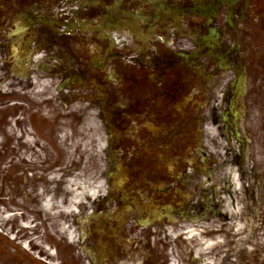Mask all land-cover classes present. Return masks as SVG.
<instances>
[{
    "label": "flooded vegetation",
    "instance_id": "obj_1",
    "mask_svg": "<svg viewBox=\"0 0 264 264\" xmlns=\"http://www.w3.org/2000/svg\"><path fill=\"white\" fill-rule=\"evenodd\" d=\"M47 80L83 91L106 153L115 132L133 136L120 160L143 153L139 171L158 172L143 188L128 174L90 212L87 264H133L125 238L194 226L231 238L216 264H264L250 247L264 228V0H0V92Z\"/></svg>",
    "mask_w": 264,
    "mask_h": 264
},
{
    "label": "rangeland",
    "instance_id": "obj_2",
    "mask_svg": "<svg viewBox=\"0 0 264 264\" xmlns=\"http://www.w3.org/2000/svg\"><path fill=\"white\" fill-rule=\"evenodd\" d=\"M55 86V82L45 81L42 110L30 99V89L15 92L6 84L4 94L0 92V264H87V233L95 224L87 218L88 212L104 202L102 196L109 188L121 191L122 178L128 174L140 188L145 187L142 180L150 184L157 180L158 172L143 175L139 171L143 153L129 161L120 160L119 151L126 155L136 152L133 136L120 145L121 136L114 131L112 142L117 144L106 153V132L93 104L82 97L64 98L66 93L58 92ZM16 100L23 103L21 108L9 106ZM26 133L34 139L31 146L24 142ZM108 171L114 175L111 185L105 178ZM188 192L181 191L177 200L185 202ZM256 194L258 197L261 193ZM260 199L264 203V196ZM255 213L256 217L264 215V204ZM227 228L232 231L230 225ZM189 229L198 232L195 239L186 234L181 236L187 241L139 233L125 238L122 246L129 258L146 256L150 261L154 254L163 256V263L161 260L158 264H187L190 250L200 261L198 244L205 238L198 229H207ZM253 238L250 247L263 251L264 228L254 232ZM213 240L218 244L210 254L214 252L217 257L209 260L219 262L223 254L231 252V238L220 234ZM150 264H156V260Z\"/></svg>",
    "mask_w": 264,
    "mask_h": 264
},
{
    "label": "bare ground",
    "instance_id": "obj_3",
    "mask_svg": "<svg viewBox=\"0 0 264 264\" xmlns=\"http://www.w3.org/2000/svg\"><path fill=\"white\" fill-rule=\"evenodd\" d=\"M44 87H45V82H41V83H36L35 82L34 85H33V89L31 91L32 93L30 94V99L36 105V108L39 109V110H42V104H43V102H42L41 96L45 92V88ZM63 97L66 98V96H63ZM63 97L61 96V98H63ZM49 99L50 100H53V97L50 96ZM26 134L27 135H25L24 142H25L26 145L31 146L34 139L31 137V134L30 133H26ZM46 206H47V204L45 205V207ZM46 209H47V207H46ZM197 233L198 232H196V229H193V230L187 231L185 234L188 235L189 238L192 240V239H195L193 237L195 235H197ZM71 238H72V236H69V241H72ZM213 238H215V237H213ZM213 238H205L204 239L205 242H202V241L199 242V244H198V247L199 248H198L197 251H199L200 253H202L201 256H200L201 258H203L205 256H208V258L210 259V257H209L210 253L215 250V247L218 244V242H215L213 240ZM195 256H197V255H195ZM208 258H207V260H209ZM133 261H134L133 264H140L141 262H142V264H145L146 257L144 256L143 259H140V257L138 259V257H136ZM209 264H216L215 263V260H212V261L209 260Z\"/></svg>",
    "mask_w": 264,
    "mask_h": 264
}]
</instances>
